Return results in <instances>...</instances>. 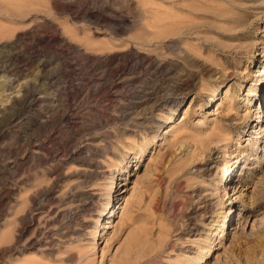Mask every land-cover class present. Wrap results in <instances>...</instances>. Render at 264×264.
<instances>
[{"label": "rangeland", "instance_id": "rangeland-1", "mask_svg": "<svg viewBox=\"0 0 264 264\" xmlns=\"http://www.w3.org/2000/svg\"><path fill=\"white\" fill-rule=\"evenodd\" d=\"M84 263L264 264V0H0V264Z\"/></svg>", "mask_w": 264, "mask_h": 264}, {"label": "bare ground", "instance_id": "bare-ground-1", "mask_svg": "<svg viewBox=\"0 0 264 264\" xmlns=\"http://www.w3.org/2000/svg\"><path fill=\"white\" fill-rule=\"evenodd\" d=\"M73 51V53L77 56V55H80V51H78V50H76V49H74V50H72ZM126 57L125 56H118V57H111V58H109L108 60H106V61H104V62H110V63H113V62H124L126 59H125ZM86 61H92V59H90L89 57H86V59H85ZM100 61V60H99ZM126 62V61H125ZM152 65V67H154V69H161V67H165L164 65H161L160 63H157V62H153V63H151ZM116 65V64H115ZM107 69V68H106ZM93 85V84H92ZM39 90V89H38ZM88 93V92H87ZM29 94V93H28ZM42 96V95H41ZM3 98V97H2ZM28 98V97H27ZM44 127V126H43ZM49 136H50V134H49ZM48 136V137H49ZM21 142H22V145H24L23 143L24 142H26L25 140H24V138H22L21 139ZM20 142V143H21ZM10 145V144H9ZM13 148V147H12ZM11 148V149H12ZM68 152V151H67ZM6 153L7 154H10V148H7L6 149ZM81 153H82V150H81ZM77 154V153H76ZM74 152H72L71 153V155H70V157L72 158H74L75 157V155H76ZM37 158V157H36ZM72 158V159H73ZM61 166H63V165H61ZM61 167L60 166H57V167H54V170H53V176H54V178L56 179V180H58L59 178H61ZM246 186V185H245ZM41 195H42V197H43V199H47L48 197H49V195H50V191L49 190H43V191H41ZM70 200V199H69ZM74 216V215H73ZM33 223H34V220H32L29 224H27L25 227H24V229L23 230H21L20 231V235H22L23 233H27L29 230H30V225H31V227L33 226ZM224 227V226H223ZM222 226H221V228H223ZM82 263L83 262H86L83 258H82ZM85 264V263H84Z\"/></svg>", "mask_w": 264, "mask_h": 264}]
</instances>
